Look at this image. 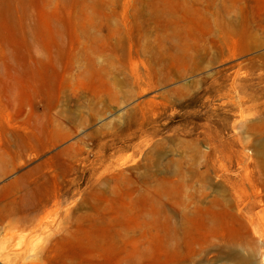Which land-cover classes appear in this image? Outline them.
I'll return each mask as SVG.
<instances>
[{
	"label": "rangeland",
	"instance_id": "374dc122",
	"mask_svg": "<svg viewBox=\"0 0 264 264\" xmlns=\"http://www.w3.org/2000/svg\"><path fill=\"white\" fill-rule=\"evenodd\" d=\"M0 264H264V0H0Z\"/></svg>",
	"mask_w": 264,
	"mask_h": 264
}]
</instances>
